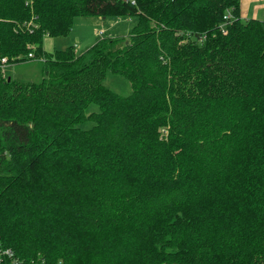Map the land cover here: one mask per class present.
Wrapping results in <instances>:
<instances>
[{
    "label": "trees",
    "instance_id": "1",
    "mask_svg": "<svg viewBox=\"0 0 264 264\" xmlns=\"http://www.w3.org/2000/svg\"><path fill=\"white\" fill-rule=\"evenodd\" d=\"M239 1L0 0V58L44 74L0 66V249L16 264H264V22ZM128 14L126 36L42 46L75 16Z\"/></svg>",
    "mask_w": 264,
    "mask_h": 264
},
{
    "label": "rangeland",
    "instance_id": "2",
    "mask_svg": "<svg viewBox=\"0 0 264 264\" xmlns=\"http://www.w3.org/2000/svg\"><path fill=\"white\" fill-rule=\"evenodd\" d=\"M258 17L261 18L260 14ZM114 20L116 21L113 22ZM136 20L137 16L134 14L104 19H99V17L92 15L75 16L70 30L65 35H44L42 46L46 51L64 49L70 46L75 52L80 53L103 36L128 35ZM6 72L7 75L17 81H38L44 75L40 57L9 63L5 67L4 73L6 74ZM103 83L121 94H127L131 91L130 83L124 77L111 74L110 72H107ZM88 109L97 110L98 106L95 103H91ZM91 124L92 121H86L82 126L88 127Z\"/></svg>",
    "mask_w": 264,
    "mask_h": 264
},
{
    "label": "crops",
    "instance_id": "3",
    "mask_svg": "<svg viewBox=\"0 0 264 264\" xmlns=\"http://www.w3.org/2000/svg\"><path fill=\"white\" fill-rule=\"evenodd\" d=\"M239 12H240V17L242 19L243 18L248 19L253 17V18H258L259 20L264 22V0H240ZM259 14L260 17L263 19L258 17ZM99 19H104V18L99 17ZM115 21L116 20H114L113 22Z\"/></svg>",
    "mask_w": 264,
    "mask_h": 264
},
{
    "label": "built area",
    "instance_id": "4",
    "mask_svg": "<svg viewBox=\"0 0 264 264\" xmlns=\"http://www.w3.org/2000/svg\"><path fill=\"white\" fill-rule=\"evenodd\" d=\"M28 56H32V53H28ZM6 64H7L6 57H1L0 58V66H1V69L2 70H4ZM5 257H7L8 259H10L11 262H12V264H16L17 260L12 256V251L9 248L0 249V264H3L4 263Z\"/></svg>",
    "mask_w": 264,
    "mask_h": 264
},
{
    "label": "bare ground",
    "instance_id": "5",
    "mask_svg": "<svg viewBox=\"0 0 264 264\" xmlns=\"http://www.w3.org/2000/svg\"><path fill=\"white\" fill-rule=\"evenodd\" d=\"M12 256H13V254H12Z\"/></svg>",
    "mask_w": 264,
    "mask_h": 264
}]
</instances>
